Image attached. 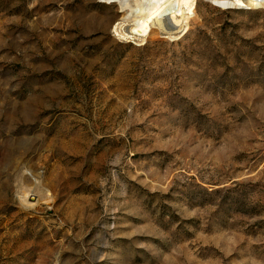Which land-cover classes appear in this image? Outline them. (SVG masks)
I'll list each match as a JSON object with an SVG mask.
<instances>
[{
    "label": "rangeland",
    "instance_id": "374dc122",
    "mask_svg": "<svg viewBox=\"0 0 264 264\" xmlns=\"http://www.w3.org/2000/svg\"><path fill=\"white\" fill-rule=\"evenodd\" d=\"M0 264H264V0H0Z\"/></svg>",
    "mask_w": 264,
    "mask_h": 264
},
{
    "label": "bare ground",
    "instance_id": "6f19581e",
    "mask_svg": "<svg viewBox=\"0 0 264 264\" xmlns=\"http://www.w3.org/2000/svg\"><path fill=\"white\" fill-rule=\"evenodd\" d=\"M215 4L222 6H240V7H253L256 0H210Z\"/></svg>",
    "mask_w": 264,
    "mask_h": 264
}]
</instances>
